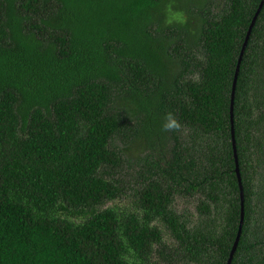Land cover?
<instances>
[{
    "label": "trees",
    "instance_id": "1",
    "mask_svg": "<svg viewBox=\"0 0 264 264\" xmlns=\"http://www.w3.org/2000/svg\"><path fill=\"white\" fill-rule=\"evenodd\" d=\"M260 1L0 0V264H226ZM232 120L231 264H264V3ZM134 149L135 200L104 207Z\"/></svg>",
    "mask_w": 264,
    "mask_h": 264
},
{
    "label": "rangeland",
    "instance_id": "2",
    "mask_svg": "<svg viewBox=\"0 0 264 264\" xmlns=\"http://www.w3.org/2000/svg\"><path fill=\"white\" fill-rule=\"evenodd\" d=\"M216 4V3H215ZM221 3L218 1L216 6H219ZM121 147V145H120ZM144 151L132 150L126 152V161H124V167L122 168L121 175L119 176L121 180V197L115 199L114 201H107L104 204L105 206L116 204L119 207L127 208L131 205L134 196V188L138 187V182L140 179H137V171L140 169V164L142 163V158ZM142 154V155H141ZM137 157L141 159L139 165L136 164ZM258 175L261 179V186L263 190L264 196V167L259 168ZM257 178V176H256ZM259 185V182H258ZM173 209L178 213L184 216H188L189 218H194L196 216L195 204L197 203V197H188L184 195H175L173 200ZM160 228L163 232L164 241L168 245H174L175 242L172 239L171 235L168 233L165 227L160 225Z\"/></svg>",
    "mask_w": 264,
    "mask_h": 264
},
{
    "label": "water",
    "instance_id": "3",
    "mask_svg": "<svg viewBox=\"0 0 264 264\" xmlns=\"http://www.w3.org/2000/svg\"><path fill=\"white\" fill-rule=\"evenodd\" d=\"M263 3H264V0H261L259 5H258V8H257L252 20H251L249 28L247 30V33H246L244 42L242 44L239 57H238V61H237L236 69H235V74H234V79H233V84H232L231 101H230L231 137H232V147H233V154H234V161H235V173H236V176H237V179H238V185H239V188H240V205L241 206H240V222H239L238 232H237V235L235 237L234 243H233V245L231 247V250H230V253H229V257L227 259L226 264H231L234 252H235V250L237 248L238 241H239V238H240V235H241V230H242V225H243V217H244L243 191H242V184H241V177H240L239 165H238V160H237V154H236V149H235V140H234V132H233V120H232V108H233L234 90H235V83H236V79H237V73H238V70H239L240 62H241L243 53L245 51L248 39H249V35H250V32H251V29H252V27H253V25H254V23L256 21V18L258 16L262 6H263Z\"/></svg>",
    "mask_w": 264,
    "mask_h": 264
},
{
    "label": "clouds",
    "instance_id": "4",
    "mask_svg": "<svg viewBox=\"0 0 264 264\" xmlns=\"http://www.w3.org/2000/svg\"><path fill=\"white\" fill-rule=\"evenodd\" d=\"M182 130V125L176 116L169 112L165 116L164 123L162 125V131L164 132H179Z\"/></svg>",
    "mask_w": 264,
    "mask_h": 264
}]
</instances>
